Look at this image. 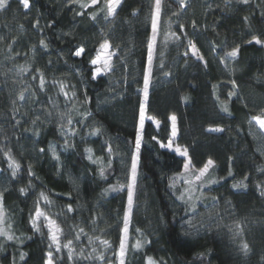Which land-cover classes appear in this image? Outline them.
<instances>
[{"label":"trees","instance_id":"trees-1","mask_svg":"<svg viewBox=\"0 0 264 264\" xmlns=\"http://www.w3.org/2000/svg\"><path fill=\"white\" fill-rule=\"evenodd\" d=\"M90 3L30 0L24 9L19 0H7L0 9V227L16 237H0V264H46L49 251L54 264H118L142 102L152 119L142 129L125 264H146L147 257L160 264H264V134L250 123L264 116V44L248 43L264 41V0H185L184 8L179 0H162L146 101L154 0H121L108 19L105 0L80 6ZM104 40L115 53L112 70L93 79L91 61ZM189 40L204 61L183 55ZM237 46L238 56L222 63ZM36 69L45 75L43 92L32 79ZM26 87L27 102L17 100ZM173 115L175 143L187 149L191 168L214 161L209 177L215 183L195 204L180 198L185 158L162 147ZM9 151L20 165L15 177L4 155ZM37 202L62 228V244L73 240L71 261L68 249L55 255L47 229L33 228ZM81 249L93 258L83 259ZM101 253L105 260L96 258Z\"/></svg>","mask_w":264,"mask_h":264},{"label":"snow or ice","instance_id":"snow-or-ice-1","mask_svg":"<svg viewBox=\"0 0 264 264\" xmlns=\"http://www.w3.org/2000/svg\"><path fill=\"white\" fill-rule=\"evenodd\" d=\"M240 2L243 4H248L249 0H240ZM19 3L23 6L24 9H28L30 6V0H19ZM99 3H100V0H91L90 5L89 4H81L80 6L82 8L83 7H92V6L98 5ZM120 3H121V0H105V7H106V13L107 14L104 18L108 19L109 17H115L116 12H117V8L120 6ZM179 5L181 8H184L186 6L185 0H179ZM6 7H7V0H0V9H4ZM161 11H162V0H154V11L152 13V33H153V35H152V38L148 44V49H149L148 67L146 68L145 73H144L143 93H144L145 101L147 100V97H148V88H149L150 77H151V64H152V59H153V49H154L155 40H156V33L158 31V23H159V19L161 16ZM78 14L83 15V13H78ZM96 18H97L96 15L92 16V19L95 20ZM245 19H247V17H245ZM192 26H193V28L196 27L195 22H193ZM179 27H180L181 31H183L184 26L180 25ZM173 35H175V34H173ZM175 38L177 40H180V36H175ZM0 39H2V38H0ZM13 42H15V41H13ZM253 42H255L256 44H264V41H262L258 37H253V40L248 41L249 44H251ZM40 45L43 46L44 48H47V44L43 40L40 41ZM110 48H111V44L108 40H104L103 43L100 44V49L103 51H107ZM187 48H188V50L183 53V55L185 57H187L189 55V52H190L191 56L194 57L197 61H204V56L200 53V49L197 48L195 43H193L192 41L189 40ZM9 51H11V45H9ZM83 52H84V48L80 47L78 50H76L74 52V55L79 57L82 55ZM238 54H239V47L237 46L235 48H232L230 51H227L224 54V57L221 59V62L223 63L225 59H234L238 56ZM113 55H115V53L108 52V54L103 59V68H100V67L95 68V71L93 73V79H95L96 76L99 75L102 71H111L112 70L111 58ZM9 58L11 59V57H9ZM98 62H100L99 56L97 57V59H93L91 61V63L93 65H97ZM205 64H206V61H205ZM161 67H163V65H161ZM19 71H20V73H27L29 70L27 68L20 67ZM36 73H37L36 75L32 76V79L33 80L38 79V81H39L38 88L41 92H43V91H45V87H46L45 75L39 69H36ZM232 83H233V86L235 87V81H233ZM26 91H28L27 87L24 89V91H21L18 94L17 100L27 102L28 97L25 96ZM60 92L64 95V97L66 99L68 98V92L65 90V86L63 83H60ZM30 95L35 96V90H33L30 93ZM74 95H75V93H73V96ZM230 95H231V93H230ZM17 100L12 101L13 105L16 104ZM223 110L225 112L228 111V109L226 107ZM14 111H18V109H14ZM262 111H264V109H262ZM46 115L51 116V112H46ZM145 119H146L145 103L142 102L141 106H140V115H139L140 129H143ZM147 119H152V118L147 117ZM170 119L172 121L171 138H170L168 144L162 145V147H168L169 149L174 150L179 155L187 157L188 152H187L186 148L182 150L180 148V146H178V145L175 148H173V141L175 140V137L177 136L175 115L171 116ZM39 120H40V116H36L35 119L32 120V123L36 124ZM252 121H254L256 125H258L261 133L264 134V116H261V115L253 116L250 123ZM19 123H20L19 121H16L17 125ZM156 123L159 124V121H156ZM67 124L69 126L73 125V121L70 117L67 119ZM209 131L223 132L224 129L223 128H212V129H209ZM98 133H99V129H96L93 131L92 134L96 135ZM72 134L75 135V132H72ZM140 141H141V136H140V132L138 131L137 132V138H136V154H134L132 156L130 183L127 185V188H128V211L125 213V216H124V227L122 229L123 236L120 239L119 249H118V252L116 253V256L118 258V264H125V256H126V248H127L126 237H127V232H128V223H129V218H130V214H131L132 203H133V190H134L135 183H136L137 161H138V153H139V149H140ZM40 151L43 152L44 149H40ZM108 151L111 152V148H109ZM4 155L9 161H11L9 163V168H11L13 170L12 176L15 177L16 176V170L20 168V165L13 159L10 151L5 152ZM57 159H58V157H57ZM190 163H191L190 160L185 162V164H184V171L185 172L189 171ZM110 166H111V162L109 161V167ZM213 166H214V161L209 159L204 164V166L198 170V174H195L194 181L202 183L203 179L208 175L210 168H212ZM29 175L30 176L33 175L31 173V170H29ZM101 175H103V169H101ZM245 179H247V178H245ZM194 181H185V182L188 184H192V183H194ZM213 183H215V181H213ZM239 186L240 185H235V184L233 185V187H239ZM112 190L116 191L118 189L113 187ZM20 191L23 193L25 190L20 189ZM40 198L43 199L46 203L49 202L48 197L43 192L40 193ZM180 198L183 199V195ZM189 199H191V196H189ZM67 210L69 212L73 211L72 206L68 205ZM4 217H5V210H4V205H3V192H0V225L4 224ZM41 217H43V219L47 222L45 226L48 228L49 238L52 242L50 247H52V245H54L56 252H60L62 248H67L69 250L68 251V259H69V261H71L73 259V253L75 252V248L73 247V240L68 239L66 243H63V244L61 243L60 237H61V234L63 232L62 228L57 224V221L55 219H53L51 216L47 215L45 213V211H43L41 209V207L39 206V202H37L35 211L31 215L32 226L37 231H39V226H38L37 222L40 220ZM237 227L239 228L240 226L238 225ZM80 232H83V229H80ZM0 237L4 238L7 241H12V240L16 239V237L10 231H8L5 227H0ZM76 239H79V237L77 236ZM97 239H99V238H97ZM101 243L105 246H110L108 240H102ZM135 247L136 248L141 247L139 241H137ZM248 248H249V246L247 243H244L242 245V250L244 251L245 255H247ZM95 251L96 250L93 249V252H95ZM80 256H82V258L85 260H89V259L93 258L90 254H88V255L84 254L82 249L80 251ZM96 258L99 260H105V257L102 253ZM21 259H23V253H21ZM46 264H54L52 251H49L47 253ZM146 264H158V262L155 261L152 257H147Z\"/></svg>","mask_w":264,"mask_h":264},{"label":"rangeland","instance_id":"rangeland-1","mask_svg":"<svg viewBox=\"0 0 264 264\" xmlns=\"http://www.w3.org/2000/svg\"><path fill=\"white\" fill-rule=\"evenodd\" d=\"M91 4V3H90ZM118 9V8H117ZM157 37H158V31H157V33H156V40H157ZM156 40H155V43H156ZM154 47H155V45H154ZM108 52H111V53H113V51L111 50V48L110 49H108L107 51H103V50H101L100 49V51H99V54H98V56H99V58H100V62H98V64L97 65H94L95 66V68H97V67H100V68H103V59H104V57L108 54ZM153 52H154V49H153ZM97 56V57H98ZM112 58H113V56H112ZM112 58H111V61H112ZM97 59V58H96ZM108 71H102L99 75H97L96 77H99V76H101V75H103V74H105V73H107ZM145 103V102H144ZM145 110H146V103H145ZM146 116V115H145ZM147 120V117H146V119H145V121ZM145 121H144V123H145ZM176 123V122H175ZM255 123V122H254ZM256 125V124H255ZM257 127H258V125H256ZM176 129H177V125H176ZM258 129H259V127H258ZM260 130V129H259ZM139 132H140V136H141V138H142V129H140V122H139ZM177 137V136H176ZM175 137V138H176ZM140 145H141V141H140ZM177 145H176V143H175V140L173 141V148H175ZM166 148V147H165ZM168 148V147H167ZM169 149V148H168ZM170 150V149H169ZM172 150V149H171ZM172 151H174V150H172ZM175 152V151H174ZM178 154V153H177ZM179 155V154H178ZM179 156H181V155H179ZM181 157H183V158H185V162H187V161H189V158H188V155H187V157H185V156H181ZM11 161H9V163H10ZM138 162V161H137ZM210 170H211V168H210ZM210 170H209V173H208V175L203 179V182L201 183V182H195L194 181V177H195V174H198V171H194L192 168H191V163H190V168H189V171H187V172H183L178 178H177V180H178V182L181 184V186H182V189H183V197H184V199L185 200H187L188 202H190V203H196L199 199H200V196H201V193H202V191H203V189H205V187H207V186H209V185H211L212 183H213V179H212V177H209V174H210ZM137 174V173H136ZM185 181H194V183H192V184H188V183H186ZM189 196H191V199H189ZM38 223V226L39 227H44L45 229H47V231H48V228L45 226L46 225V221L43 219V217H41L40 218V220L37 222ZM49 232V231H48ZM60 239H61V243H62V234H61V237H60ZM127 241H128V232H127V237H126V245H127ZM52 243V242H51ZM52 247H53V249L55 250V246L54 245H52ZM65 250L67 251V248H62L61 249V251L60 252H56L55 251V255L58 257V258H60L59 256H61L62 254H63V252H65ZM155 261H157L158 262V264H160L159 263V261L158 260H155Z\"/></svg>","mask_w":264,"mask_h":264}]
</instances>
